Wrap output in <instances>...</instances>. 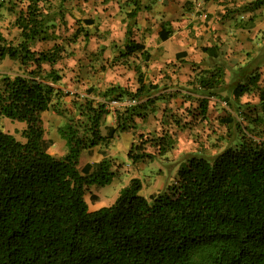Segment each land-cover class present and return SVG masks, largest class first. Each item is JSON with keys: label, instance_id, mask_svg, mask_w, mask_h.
<instances>
[{"label": "trees", "instance_id": "obj_1", "mask_svg": "<svg viewBox=\"0 0 264 264\" xmlns=\"http://www.w3.org/2000/svg\"><path fill=\"white\" fill-rule=\"evenodd\" d=\"M23 1L15 19L21 40L13 44L0 35V60L9 57L22 67V73L0 77V114L26 122L25 141L0 128V264H264V119L256 117L255 133H244L213 158L189 156L165 190L147 198L133 177L114 203L90 210L88 187L109 184L117 173L108 157L79 166L82 152L134 127L136 117L145 119L160 85L147 82L137 65L135 91L110 85L94 97L76 93L64 108L61 99L71 92L58 86L62 75L54 67L66 50L57 32L63 7ZM138 12L135 4L127 13L135 21H127L120 56L140 54L147 62L151 52L132 37ZM36 40L52 46L34 49ZM223 73L219 67L207 70L198 76V87L213 95ZM248 89V83H238L233 92L239 97ZM114 99L136 102L114 108L116 123L103 133ZM199 106L205 114L208 100L200 99ZM50 108L67 117L59 128L68 147L63 156L51 154L54 142L43 136L41 115ZM152 140L161 155L175 143L169 133ZM128 156L137 162L155 154L134 144ZM98 199L90 194L93 203Z\"/></svg>", "mask_w": 264, "mask_h": 264}, {"label": "rangeland", "instance_id": "obj_2", "mask_svg": "<svg viewBox=\"0 0 264 264\" xmlns=\"http://www.w3.org/2000/svg\"><path fill=\"white\" fill-rule=\"evenodd\" d=\"M4 6L0 9V35L10 43L16 44L21 40L20 29L15 24L19 10L24 7L23 0H0ZM151 0H43L52 2L54 6L62 5L63 15L59 17V29L64 43L63 59L54 65L62 75L58 83L64 91L71 92L61 99V106L71 107L73 94L94 97L110 85H119L135 91L137 83L138 65L145 76L160 85V90L152 92V97H158L153 108L147 110L145 119L135 118L136 125L127 131L117 133L110 141L102 143L91 151H83L79 166L85 162H96L104 157L111 159L112 168L117 175L113 181L104 186H90L86 190L85 198L89 208L100 204L110 205L116 201L122 188L130 183L131 178L141 180L140 193L149 198L151 193L166 189L175 181L179 166L193 155L213 158L228 146H234L243 134L255 133L251 130L259 127L256 117L264 119V40L257 43L245 54V60L216 61L204 60V66L198 68L190 66L186 70L168 62L160 68L154 59L148 63L142 60L140 54L121 58L120 51L126 42L128 11L139 6L137 23L132 26L134 39L145 41L156 35L160 24L154 20L150 10ZM250 3L254 0H245ZM12 6L7 9V6ZM147 8V9H146ZM260 11L264 15V3L260 4ZM259 11H245L247 19ZM155 15V18L159 17ZM262 15V16H263ZM264 17V16H263ZM134 20V19H133ZM133 20H130L131 23ZM135 21V20H134ZM264 25V18L261 21ZM141 26L143 30L137 29ZM75 31H81L79 36ZM163 37V36H162ZM171 39V38H170ZM170 39L163 38L161 51L165 58H169ZM52 42L36 40L34 49H47ZM158 50V48H157ZM245 50H248L246 47ZM245 63H242L244 62ZM232 63H235L232 65ZM46 68H50L47 63ZM217 67L224 70L221 84L209 95L198 87V76L207 70ZM22 73L18 60L6 57L0 60V77L14 76ZM238 83H248L249 89L239 97L234 95L233 89ZM94 88V91L87 92ZM208 100L207 112L200 111V99ZM124 107H119L120 111ZM113 110V108H111ZM107 118L102 132L106 133L108 125L116 123V112ZM44 129V139L52 140L54 144L48 151L55 156H63L68 147L59 132L67 117L58 114L53 108L41 115ZM227 120V121H226ZM255 123V124H254ZM0 128L10 132L21 141L26 138L22 131L26 128L25 121L13 120L0 114ZM247 131L249 133H247ZM169 133L174 144L164 155L157 151L152 144V138ZM138 145V150L145 149L155 154L151 159L134 162L128 156L132 145ZM140 147V148H139ZM99 195L94 203L90 194ZM97 209V208H96Z\"/></svg>", "mask_w": 264, "mask_h": 264}, {"label": "crops", "instance_id": "obj_3", "mask_svg": "<svg viewBox=\"0 0 264 264\" xmlns=\"http://www.w3.org/2000/svg\"><path fill=\"white\" fill-rule=\"evenodd\" d=\"M150 2H152L150 10L146 9L155 21L158 20L160 27L155 36L139 42L145 43L146 48L151 52L150 60L154 59L157 53L155 59L160 68L168 62L176 64L181 70H186L190 66L199 70L205 67L204 60L237 63L239 60H245V54L264 40V25L261 23L264 15L260 11V5L247 8L246 5L249 3H245V0H151ZM245 11H259V13L247 19ZM156 14H159V17L155 18ZM137 29L143 30L139 25ZM165 37L171 38V50L167 54L169 58H165L161 51V41ZM246 47L248 50H245ZM145 78L147 82H153L151 78L147 76ZM113 110L108 117L114 112ZM99 206L100 204L94 208Z\"/></svg>", "mask_w": 264, "mask_h": 264}, {"label": "built area", "instance_id": "obj_4", "mask_svg": "<svg viewBox=\"0 0 264 264\" xmlns=\"http://www.w3.org/2000/svg\"><path fill=\"white\" fill-rule=\"evenodd\" d=\"M135 102H136L135 100H131V99H123V100L114 99L110 102V104L112 108H119V107H125L131 105Z\"/></svg>", "mask_w": 264, "mask_h": 264}]
</instances>
